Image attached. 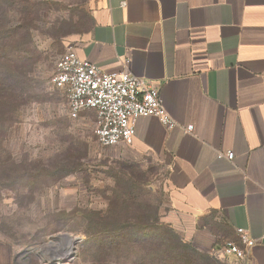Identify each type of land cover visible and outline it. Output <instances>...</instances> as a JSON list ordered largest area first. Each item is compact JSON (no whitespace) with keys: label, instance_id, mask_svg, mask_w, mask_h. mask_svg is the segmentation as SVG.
Listing matches in <instances>:
<instances>
[{"label":"crops","instance_id":"0c3cea01","mask_svg":"<svg viewBox=\"0 0 264 264\" xmlns=\"http://www.w3.org/2000/svg\"><path fill=\"white\" fill-rule=\"evenodd\" d=\"M91 23L77 56L157 83L175 122L139 118L128 145L166 167L162 222L203 252L245 229L264 264V0H94Z\"/></svg>","mask_w":264,"mask_h":264},{"label":"rangeland","instance_id":"374dc122","mask_svg":"<svg viewBox=\"0 0 264 264\" xmlns=\"http://www.w3.org/2000/svg\"><path fill=\"white\" fill-rule=\"evenodd\" d=\"M93 4L20 0L14 7L21 13L0 21V242L15 264H93L94 252L80 253L86 234L125 221L163 223L166 167L128 145H100L95 114L71 119L66 96L52 83L60 56L88 35ZM175 235L189 264H249L199 251ZM154 252L153 245H132L97 257L140 264Z\"/></svg>","mask_w":264,"mask_h":264},{"label":"built area","instance_id":"2783aa9c","mask_svg":"<svg viewBox=\"0 0 264 264\" xmlns=\"http://www.w3.org/2000/svg\"><path fill=\"white\" fill-rule=\"evenodd\" d=\"M128 63L126 60L125 65ZM52 83L66 96L71 119H77L86 111L94 112V135L104 147L130 145L139 118H157L167 130L175 127L163 107L157 83L138 78L127 69L101 70L80 59L73 48H68L58 59ZM192 130L191 125L186 127L187 132ZM219 157L231 160L233 155L227 152ZM236 233L241 246L227 241L212 252L218 257L249 262L255 241L245 229L238 228Z\"/></svg>","mask_w":264,"mask_h":264},{"label":"trees","instance_id":"16d2710c","mask_svg":"<svg viewBox=\"0 0 264 264\" xmlns=\"http://www.w3.org/2000/svg\"><path fill=\"white\" fill-rule=\"evenodd\" d=\"M0 2L7 6V9L4 10L1 9L2 7L0 8V21L6 19L9 12L18 11L17 13H21L14 7L16 4L18 6L20 0H0ZM131 230L136 231V233L131 232ZM132 245L142 247L153 245L155 248L154 255L142 257L140 264H147L145 262L147 260L149 264H189L188 255L185 251L186 245L176 237L169 226L159 220L154 221V223L141 221L135 224L125 221L111 232L102 230L97 234H86L81 244L80 253L87 255L94 252L95 258L91 262L93 264H105L103 258L97 257L99 252L115 250L121 253L122 249Z\"/></svg>","mask_w":264,"mask_h":264},{"label":"bare ground","instance_id":"6f19581e","mask_svg":"<svg viewBox=\"0 0 264 264\" xmlns=\"http://www.w3.org/2000/svg\"><path fill=\"white\" fill-rule=\"evenodd\" d=\"M64 239H66L67 241H69V243L71 244V242L73 241V240H71L70 238H68V237H64ZM71 246V245H70ZM53 248V246H49L48 248H46V249H44L43 250V252H46L48 249H52ZM68 252H70L71 253V247H70V251H68ZM68 252L66 253V254H62V257H67L68 256ZM69 253V254H70Z\"/></svg>","mask_w":264,"mask_h":264}]
</instances>
